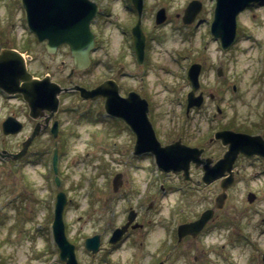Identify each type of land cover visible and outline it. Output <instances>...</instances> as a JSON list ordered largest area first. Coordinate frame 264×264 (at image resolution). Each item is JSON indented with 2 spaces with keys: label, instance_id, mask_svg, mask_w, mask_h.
<instances>
[{
  "label": "rangeland",
  "instance_id": "374dc122",
  "mask_svg": "<svg viewBox=\"0 0 264 264\" xmlns=\"http://www.w3.org/2000/svg\"><path fill=\"white\" fill-rule=\"evenodd\" d=\"M150 2L154 8L160 4L166 6L168 20L160 28L153 29L150 25L153 37L146 90L154 100L161 98L163 101L161 114L170 127L192 120L180 117L181 103L177 99L188 89L182 70L193 61L202 65L199 78L202 88L217 95L207 99L194 114V122L202 136L209 128L227 122L228 114L237 117V122L247 121L245 112L254 122L255 116L264 115V4L248 6L237 14L235 40L222 50L208 30L213 0H201L203 6L194 26H186L181 20L188 0ZM20 4V0H0V33L3 31L6 35L8 30L7 35L14 46L33 57L27 67L34 76L48 73L53 81L67 86L58 95L60 103L56 114L60 126L57 139L60 185L53 181L51 152L54 141L49 134L37 135L30 154L23 159L17 162L0 159V264H64L58 258L51 238L52 211L59 190L64 191L69 200L62 216L66 237L76 247L78 264H157L160 260L164 264H225L222 258L225 250H231L243 262L248 255L246 264H259L257 259L264 251V222L261 219L264 218V178L254 180L248 175L252 179L249 185L244 181L245 176L242 183L233 186L224 202L225 207L216 210L219 211L216 224H222L219 230L210 231L197 240L182 238L178 241L175 232L171 233L169 229L172 223L176 225L212 206L219 188L193 183V188L185 185L184 189L178 188V194L168 193L181 185L178 178L157 174L152 166L154 163L149 160L133 159L127 152L128 132L115 118L106 116L100 101H84L78 95L65 92L70 89L65 78L72 66L69 51L62 48L50 54L43 48V43L34 40L27 28L25 14L22 19ZM117 27L118 24L110 23L97 26V46L100 47L96 48L94 59L102 57L105 64L113 65L117 58L127 64L128 69L134 70L130 57L121 50L123 40L117 31L122 32ZM260 56L263 61L258 60ZM61 59L66 63L62 68L59 66ZM220 63H223L225 75L217 78L214 72ZM98 65L77 74L73 81L91 85L100 79L101 72L109 74V65L105 70ZM132 83L130 80L126 85ZM233 84L237 86L236 91L231 90ZM216 104L223 109L220 118L211 116L216 111ZM172 107L176 109L175 114ZM7 109H0V116L6 110L15 111L26 121L22 132L16 136L4 137L0 131V148L6 146L10 152H15L20 148L17 143L29 134L32 123L21 98L10 100ZM170 132L162 131L163 140L166 135L171 136ZM190 140L195 143L198 139L190 137ZM193 169L192 174L199 178L198 168ZM117 172L122 175V183L114 192L111 177ZM161 178L165 193L159 188ZM248 188L256 191L258 196L246 199L244 191ZM131 208L141 212L143 228L132 231L119 243H109L111 228L124 224ZM227 214L230 218L241 216L239 223L245 232H250L254 245L239 241L231 249L226 244ZM94 233L100 234L101 244L100 250L91 254L85 251L83 240ZM207 248L211 252L205 255L203 252ZM195 256L198 257L196 261Z\"/></svg>",
  "mask_w": 264,
  "mask_h": 264
},
{
  "label": "flooded vegetation",
  "instance_id": "af4514ba",
  "mask_svg": "<svg viewBox=\"0 0 264 264\" xmlns=\"http://www.w3.org/2000/svg\"><path fill=\"white\" fill-rule=\"evenodd\" d=\"M92 1L96 3L98 10L96 17L93 19L91 24V30L94 33V47L88 53L89 65L83 69H74L73 57L69 45L67 43H63L59 45L56 51L57 50L60 51L62 48L69 51L72 66L69 67V70L65 74L66 76L65 78H67L68 82L70 83L68 87H75L77 85H81L84 86L86 89H92L98 86L99 84L103 83L104 81L112 79L116 83L118 94L121 97L127 98L129 96L127 94L131 92L132 97L130 98V101L139 105L145 103L147 110L146 116L148 117L150 124H148L146 129H143L141 131L142 137H139L138 135L141 136V134L138 131H135L134 129H131L129 126H127V124L121 118L113 117L116 119L118 123L122 124V127H124L128 132V136L130 138V144L127 149L128 154L135 160H141V161L149 160L150 162L154 161L156 155L151 148L147 147V145L150 143L149 141H153V139L159 143L160 147L169 144H175L176 145L175 148L178 150L180 148L182 150L184 148V145L190 147H196L194 152L199 160L198 159H197L198 161L192 160L193 162H190L189 168L187 169L186 177L184 175L185 169H182L181 171H175V172L169 171V172H161V173H163L166 176L175 175L178 178L177 182L181 183V185L178 186L179 189L180 188L184 189L185 185H188L189 188H193L192 186L193 183L196 184L202 183L205 184L206 186L211 185L214 188H219L220 191L222 188V183L226 184L227 198L229 196L228 192H230V190L233 188L235 184L242 183L245 176L247 179H244V181L247 185H249V180L252 179L255 180V178L257 179L264 178V115L263 113H260L257 116H255V119H257L255 122L253 120H250L246 112L244 119H247V121L240 120V122L236 121L237 117H235L233 114H228L226 117L228 120L227 122L223 124L218 123L217 126L209 128L206 134H203L202 136L199 126L194 122V114H196L199 108H201L204 105L207 99H214L215 97H217V95H215L211 91L206 92L202 88V83L199 82L198 89H196L193 94V96L198 95V97L201 100L200 101L201 104L196 105L189 101L188 95H189V91L191 90V85L188 81H187L188 89L183 92L182 97L178 96L177 100H179L180 101L179 103H181L180 112H179L180 117L183 116L190 117L192 120H190L185 125L183 123V125H179L177 127H172V126L170 127L168 125L169 121L165 119L164 114H161L163 110V104H162L163 101L161 100V98H157L154 100L152 95L148 94L146 90V80H147L146 77L148 75L147 65L149 64V60H150V53H151L150 42H152V37H153L150 29V25L153 27V29L160 28L167 22L168 13L166 6L160 4L156 8H154L150 0H142L141 9L138 10V8L135 6L132 0H92ZM116 6H118L119 8L115 9ZM161 6L165 8L167 17L164 20V22L160 24H156L155 22H153L155 20V14H156L155 11H157V9ZM126 14L128 16H124ZM108 23L116 24V25L118 24L117 28H120V31L122 33H120L119 31L117 32L119 33L121 40H123L121 41L122 43L121 50H123L125 55H128L130 57V62L131 64L134 65L133 66L134 70L128 69L127 64H124L123 61L120 60L117 61V58L114 60L115 63H113V65L111 63L105 64V61L102 57L98 59L96 58L94 59L93 55L96 51V48L100 47L97 46L98 43L97 26L100 24H108ZM7 32L8 30H6V35H4L3 31L0 33V50L3 48L17 49L13 44L14 42L11 40L12 38H10L7 35ZM32 35L34 37V40H36L38 43H43L45 46L46 43L45 40L39 41L34 34ZM138 45H139V49H138ZM118 53H121V51H119ZM32 58L33 57L31 56V59ZM96 63H98L99 64L98 66H101L103 70H105V68L107 69V66L109 65L107 69L109 74L104 75V72H101L100 79L93 82L91 85H84L79 81H73L74 76L83 72H87ZM65 64H66L65 60L61 59L59 66L62 68ZM219 70H220L219 77L224 76L225 73L223 72L221 63L219 66ZM214 74L215 76L218 75L216 73ZM130 80L133 83L129 84V86L126 85L127 82ZM62 86L67 87L66 85H62ZM233 90H236L235 86L233 87ZM65 92H69V93L71 92V94H75L80 97L79 95L80 92L77 89L72 88ZM139 97L144 101L141 100ZM14 98H21V96L20 94L8 95L5 91H2V89L0 88V109L1 110H5V108L7 109L10 100L12 99L14 100ZM82 100L84 101L86 100L88 102L93 100H98L101 102V105L103 106L105 102V97L103 95H96L91 98H87V99L85 98ZM192 100L194 102L195 99ZM189 102H190V106L188 107ZM215 107H216V111L213 112L211 116L213 118H218V117L220 118V116L223 115L222 114L223 109L218 104H216ZM7 110L3 116H0V131L4 137L16 136L17 134H20L22 132V130L25 127L26 121H24L21 117L19 118L18 115L15 113V111L7 112ZM171 111L173 114H175L176 113L175 107H172ZM44 114L47 115L48 112L44 111ZM56 114L57 112L50 120V123L56 119ZM9 115L14 116V118L22 121L23 127L20 131L12 134H7L3 132L1 126L2 122ZM28 117H29L28 120L32 123L31 128H33L35 125H38L41 128H43V125L45 123L43 116L38 117L36 119L30 117L29 115ZM48 129L49 127H46V129H44L41 133L48 134L49 133ZM165 129H167V132H170L169 130H171V132L169 133L171 134V136L166 135L165 140H163L162 131ZM174 129L175 131L173 133L172 131ZM218 133H219V138L215 137V135ZM220 133H223L225 139H223V137L220 138ZM249 135L255 136L254 140H256L258 144L257 151L255 152L253 151L249 153V151H247L246 149L243 150V148L241 149V147L238 146L232 148L231 145L232 141H238L239 143V140H241L240 136H249ZM190 137L192 138V140H196V139L198 140L195 143H191ZM25 138L26 137L24 136L22 140L19 143H17L20 148ZM35 138L28 146L26 153L17 161L23 159L28 154H30L32 149L31 147ZM4 147L0 148V154L4 156L6 159L9 158L10 153H15L20 149L19 148L18 150H14L15 152H10L6 146ZM231 148L234 151L237 150L236 151L237 153L230 167H226L224 165V167L212 169L211 173L217 175L218 177H214L209 181H205L203 178V174L205 172L204 169L205 162H209V164L212 166L216 165V163L220 159H222V156L226 153V151H228L229 149L231 150ZM249 150L251 149L249 148ZM7 161L10 160L8 159ZM193 167L198 168L197 170H199L201 175L199 178L194 177V174H192L194 171ZM246 169H250V170L245 171ZM248 175L249 176L251 175L254 178L251 179L250 178L251 176L249 177ZM248 192H254L255 195L257 194L256 191L248 188L244 191L245 196L247 195ZM257 196L258 195H256V197ZM215 199H216V195L213 199L212 206L215 205ZM225 205L226 203H223L220 209L222 210V208L225 207ZM212 206L205 207L204 209L200 210L197 214L192 215L190 218L182 220V222H179V224L180 223L184 224L185 222L196 220L197 218L200 217L201 213L204 212V210ZM216 210H214L212 217L207 221L206 224H204V226L200 229V231L197 234H195V236L185 235L183 239L187 241L197 240L198 238L207 236V234H209L210 231L213 233L216 230H219L222 224L219 223L218 226L216 224L217 223L216 219L218 215L217 213L219 212V211L216 212ZM229 210L230 209H228V211ZM140 215L141 212L140 214L137 213V216L135 217L136 220L129 225L125 234H129L132 231L140 230L143 228L144 222L143 223L141 222ZM240 218L241 216L230 218V216L227 214L226 219L228 220L229 224L226 233L227 234L226 238L233 239L234 237H239L241 233L245 230L244 227L241 226V224L239 223L240 221L242 222ZM261 219L262 222H264V218ZM133 224H137L136 227L132 228ZM213 226L214 228H212ZM259 231L260 229L258 230V232ZM261 232H259V235H261ZM194 260L195 261L198 260V257L195 256ZM229 260H231V256L228 254L227 261ZM260 263L264 264L263 262Z\"/></svg>",
  "mask_w": 264,
  "mask_h": 264
},
{
  "label": "water",
  "instance_id": "95a60500",
  "mask_svg": "<svg viewBox=\"0 0 264 264\" xmlns=\"http://www.w3.org/2000/svg\"><path fill=\"white\" fill-rule=\"evenodd\" d=\"M253 0H217L214 13V20L211 24V33L216 37H219L224 46L228 45L234 38L236 22L235 16L242 6H245L248 2ZM24 8L27 14L28 26L31 31H34L38 38L41 40L47 39V50L50 52L55 51L56 47L60 43H68L72 55L74 57L75 66L77 69L84 68L87 61V52L92 45V33L90 31V22L96 14V5L90 0H22ZM138 10L141 9L142 0H133ZM199 2L194 1L186 9L183 16L184 22L192 21L194 14L199 9ZM164 9L161 8L157 11L156 22L160 23L165 18ZM199 70L198 65H193L190 68L191 82L195 83L197 80V74ZM21 81V84H20ZM0 87L8 93L19 92L22 94L23 99L27 102L29 107L30 116L37 118L42 115L44 110H48L50 114L45 119L46 121L54 114L58 108L59 100L57 95L62 88L56 82L51 81L48 76L41 79L35 78L26 69V64L22 55L11 49H3L0 53ZM80 90L82 97H92L98 94L105 96V109L107 112L123 118L135 131H138L142 137V130L148 126V120L145 115V106L133 103L130 101L131 92L129 97H121L117 92V86L114 81L108 80L104 83L96 86L91 90H87L82 86H76ZM55 121L52 127V132L56 136ZM22 124L14 117L9 116L3 122V131L5 133H15L21 129ZM40 127H36L34 131L23 142L22 149L12 155V158H18L22 156L32 138L38 134ZM219 135V133H218ZM223 137V133H220V138ZM241 140L232 141V148L238 146L250 152L257 151V141L254 140L255 136H240ZM139 141V140H138ZM225 141V140H224ZM147 147L151 148L156 157L159 166L166 170L185 169L187 170L190 160L198 161L195 154V148L184 147L178 150L175 146H161L157 141H149ZM241 144V145H238ZM229 149L224 155L222 160L220 159L216 165L212 166L209 162L204 164V180L209 181L217 175L212 174L211 171L214 168L230 167L232 161L235 158L237 150ZM248 148V149H247ZM249 148L251 150H249ZM198 159V160H197ZM52 167L54 172H57V148L54 149L52 156ZM120 175L114 177V189H117L116 185L119 183ZM56 184H59V179L55 176ZM224 188L225 186L222 185ZM224 193L219 195L215 207H221L224 201ZM66 197L63 191H59L56 194V202L54 208V217L52 222L53 233L55 240L60 248V257L62 260H66L67 264H76L74 256L73 245L67 242L64 234V225L62 221V211ZM213 210H210L211 213ZM206 211L200 219L190 224H184L179 227V234L182 236L188 229L195 235L197 231L202 227L205 221L210 216ZM134 217V212H130L128 221H131ZM126 226L115 228L111 241H116L120 238L124 232ZM85 247L92 252L97 251L99 246V235H93L87 237L85 240ZM159 264H163L160 262Z\"/></svg>",
  "mask_w": 264,
  "mask_h": 264
}]
</instances>
